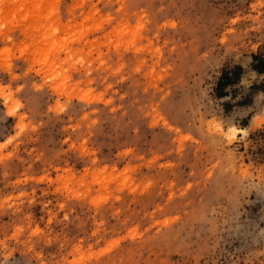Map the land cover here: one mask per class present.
<instances>
[{"label": "rangeland", "instance_id": "1", "mask_svg": "<svg viewBox=\"0 0 264 264\" xmlns=\"http://www.w3.org/2000/svg\"><path fill=\"white\" fill-rule=\"evenodd\" d=\"M255 54L264 0H0V264H264Z\"/></svg>", "mask_w": 264, "mask_h": 264}, {"label": "trees", "instance_id": "2", "mask_svg": "<svg viewBox=\"0 0 264 264\" xmlns=\"http://www.w3.org/2000/svg\"><path fill=\"white\" fill-rule=\"evenodd\" d=\"M254 67L259 72H264V60L257 54L254 55ZM243 71V67L240 65H237V70L231 73L225 72L223 73L222 77L218 81V89L219 95L224 96L226 95L224 92V88L227 87L229 84L236 83L240 80L241 74ZM259 89L264 91V84L260 85Z\"/></svg>", "mask_w": 264, "mask_h": 264}, {"label": "bare ground", "instance_id": "3", "mask_svg": "<svg viewBox=\"0 0 264 264\" xmlns=\"http://www.w3.org/2000/svg\"><path fill=\"white\" fill-rule=\"evenodd\" d=\"M237 130H239V131H244V129L242 128V129H237Z\"/></svg>", "mask_w": 264, "mask_h": 264}]
</instances>
